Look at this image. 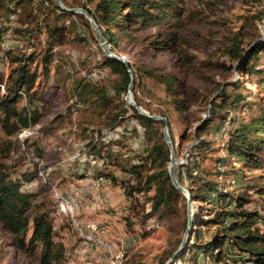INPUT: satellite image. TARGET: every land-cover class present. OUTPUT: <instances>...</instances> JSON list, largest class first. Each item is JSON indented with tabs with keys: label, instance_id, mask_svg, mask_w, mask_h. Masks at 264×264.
<instances>
[{
	"label": "trees",
	"instance_id": "obj_1",
	"mask_svg": "<svg viewBox=\"0 0 264 264\" xmlns=\"http://www.w3.org/2000/svg\"><path fill=\"white\" fill-rule=\"evenodd\" d=\"M66 7H82L91 15L107 44L116 46L115 31H119L127 44L142 43L145 50L157 54L177 52L187 43L183 34L187 20L182 0H61ZM26 12L22 19V33L35 23L45 34L41 54L3 50L11 65L7 76L0 74V159L11 156L12 137L39 123L42 113L35 102L36 59L42 72L48 73L50 61L57 55L54 50L67 43L69 37L77 38V23L96 35L82 13L63 10L55 0H0V42L8 30L3 18ZM264 16V5L252 16ZM67 22V23H66ZM242 26L227 39L223 53L233 65L223 61H202V67L229 70L236 76L217 85L213 95L204 99L206 115L193 116L186 82L171 71L160 72L146 64L121 62L101 52V66L116 76L110 86L77 81L71 98L69 112L74 107L87 106L104 124L113 129L133 118L142 128L144 148L134 152L126 145V138L110 140L93 139L87 151L98 163L92 167L93 179L103 178L118 186L128 200L129 214L142 212L147 219H159L184 206L185 196L176 189L168 174L169 148L163 139L161 120L139 114L124 99L130 80L132 91L142 78H148L161 87L166 100L159 111L167 119L168 133L173 146L177 145L166 109L171 108L180 125L179 142L191 141L186 158L174 166L175 176L192 203L191 222L185 247L174 262L181 264H264V229L258 221L264 219V186L255 178H247L245 170L262 167L264 157V108L259 100H250L245 83L256 74L264 73L257 65L264 53V38L244 45ZM147 29L153 31L139 36ZM135 98V97H134ZM166 101V102H165ZM138 105L141 103L135 98ZM253 108L252 116L245 110ZM130 112L127 116V112ZM147 111L153 114L147 108ZM231 113L234 115L232 116ZM240 114V117L235 116ZM135 129V128H134ZM194 142V143H193ZM40 159L41 152L37 150ZM119 171V174L116 172ZM36 171V170H35ZM35 173V172H34ZM35 174L24 173L22 179L30 180ZM77 173L76 178H85ZM21 180L12 178L7 164L0 161V224L14 236L15 244L28 255L38 254V264H64L66 246L53 230L51 210L37 194L21 190ZM249 190L261 200L253 207ZM144 200L141 202V197ZM149 203L144 212V203ZM186 217L182 221L185 228ZM181 238L178 239L177 245ZM228 244V247H227ZM160 256L156 264H164L175 250ZM173 262V263H174Z\"/></svg>",
	"mask_w": 264,
	"mask_h": 264
},
{
	"label": "rangeland",
	"instance_id": "obj_2",
	"mask_svg": "<svg viewBox=\"0 0 264 264\" xmlns=\"http://www.w3.org/2000/svg\"><path fill=\"white\" fill-rule=\"evenodd\" d=\"M182 1L186 8L187 26L183 34L187 43L177 52L152 54L146 51L140 42L135 45L127 44L119 31H115L116 46L108 45L114 53L122 55L130 64L142 63L160 72L171 71L183 79L187 84L193 116L204 117L207 109L204 101L206 96L213 95L218 84L234 78L236 73L232 68L219 70L202 67L201 62L218 60L232 66L233 62L227 59L223 49L228 37L241 26L244 32V45L252 40L264 38V16L260 20L252 19V16L264 5V0ZM25 14L26 12L11 14L2 20L3 25L8 28L0 42V74L4 77L8 75L11 68L4 56V49L11 48L14 52L25 53L36 50L41 54L45 46V34L36 29L35 23L26 26L28 31L24 33L19 31L25 28L21 22ZM76 25L77 38L73 39L70 36L66 44L54 48L57 55L50 61L47 74L42 72L38 58L33 64V67L37 68L38 76L34 87L36 98L32 106L42 113V117L38 124L12 137L11 156L0 161L7 164L12 178L21 180L22 191L37 194L35 201H42L48 205L52 222L57 225V236L66 246L64 264H104L105 257L98 250L93 249L87 257L79 251L81 239L69 226L67 217L58 219L54 216L56 205L54 193L58 192L66 198H76L82 208V217L108 224L107 221L98 220L92 209L99 206V203L92 198L93 188L90 182L95 180L90 176L92 167L98 163L88 153L87 143L93 139L107 142L124 136L129 149L141 152L145 142L142 128L133 118H128L121 126L109 129L104 124L103 118H98L87 106H77L72 112L68 111L77 81L104 85L111 93L110 86L116 79L115 75L110 74L108 69L100 64L102 49L97 38L94 40L90 29L82 23L78 22ZM152 31L147 29L138 34L143 36ZM257 68L264 71V53ZM245 86L250 92L249 99L259 100L264 108V73L261 72L247 79ZM131 94L134 101L136 98L141 103L139 106L145 110L148 108L153 114L160 115L159 111L165 108L164 102L158 101V98L166 100L161 87L148 78H142L135 91L131 90ZM245 111L252 116V107ZM166 112L177 141L173 149L175 159L178 162L185 161L186 150L191 141L179 142L177 134L180 125L176 122L171 108L166 109ZM128 114H130L129 111L125 115ZM231 115L234 114L231 113ZM235 116L240 117L241 113ZM4 138L0 132V139ZM37 150L41 152L40 159ZM78 172L84 173L86 177L76 178ZM116 172L119 174L118 170ZM24 173L35 175L30 180H24L22 179ZM245 174L247 178H255L264 186V157H262L261 168L245 170ZM100 193L103 199H108L104 196L102 189ZM249 195L252 200L249 207L261 203L252 190H249ZM143 200L144 196L141 197V202ZM122 205L128 207V200L127 204L112 203L111 205L109 202V205L100 208L110 211L111 214L114 209ZM148 209L149 203L146 202L144 212ZM185 217L184 204V206H176L175 212L163 219H159L157 215L144 219L140 211L134 216L122 215L115 225L108 224L110 226L108 239L114 251L122 254L116 259L115 264H156L160 256H165L176 247L184 231L182 221ZM258 223L264 229V219L259 220ZM0 264H38L37 252L31 256L18 248L14 236L1 224ZM175 264L181 263L175 262ZM200 264L207 263L201 260Z\"/></svg>",
	"mask_w": 264,
	"mask_h": 264
},
{
	"label": "built area",
	"instance_id": "obj_3",
	"mask_svg": "<svg viewBox=\"0 0 264 264\" xmlns=\"http://www.w3.org/2000/svg\"><path fill=\"white\" fill-rule=\"evenodd\" d=\"M110 182L106 179H95L92 188V198L99 203L100 207L109 205L108 199H103L101 196V189L103 185H109ZM56 205L54 216L61 219L63 216L68 218L69 226L80 237L79 251L87 257L93 249L103 253L105 257L104 264H115L117 258L122 254L115 252L112 244L108 239V232L110 226L108 224H101L92 219H86L81 216V206L74 197H64L62 194L54 193ZM90 205H88L89 207ZM129 214V208L126 205L119 206L111 213L113 221L119 220L122 215ZM57 225L53 224V230L56 231ZM179 263V262H178ZM175 264V262L173 263Z\"/></svg>",
	"mask_w": 264,
	"mask_h": 264
},
{
	"label": "water",
	"instance_id": "obj_4",
	"mask_svg": "<svg viewBox=\"0 0 264 264\" xmlns=\"http://www.w3.org/2000/svg\"><path fill=\"white\" fill-rule=\"evenodd\" d=\"M55 2L65 11H70V12H79L82 13L84 15V17L86 18V20L88 21L90 27L93 29L99 46L102 49V52L104 55H106L109 58H114L117 59L121 62H125V59L122 55L116 54L114 53L109 45L107 44L105 38L103 37L99 27L97 26V24L94 22L93 18L91 17V15L87 12L86 9L82 8V7H66L61 0H55ZM127 72L129 74L130 80L127 86V91L126 94L124 96L125 101L132 106L133 108H135V110L144 116L150 117L152 119L155 120H161L163 122V127H162V133H163V139L165 141V143L167 144L168 148H169V163H168V174L170 176V179L172 181L173 186L178 189L184 196H185V209H186V223H185V228L181 237V240L179 242V244L177 245V247L175 248V250L172 252V254L167 258V260L165 261L164 264H173L174 259L176 257V255L185 247V244L187 242V236H188V231H189V227H190V222H191V212H192V203L191 200L189 198V194L187 192V190L181 186L179 184V182L177 181V178L175 176V172H174V165L175 164H180L183 162L180 161L178 162L175 159L174 156V152H173V146L169 137V133H168V124H167V119L161 115L158 114H151L149 113L147 110H145L144 108H142L141 106H139L132 98V94H131V90H132V83H133V78L131 76L130 70L129 68H127Z\"/></svg>",
	"mask_w": 264,
	"mask_h": 264
},
{
	"label": "crops",
	"instance_id": "obj_5",
	"mask_svg": "<svg viewBox=\"0 0 264 264\" xmlns=\"http://www.w3.org/2000/svg\"><path fill=\"white\" fill-rule=\"evenodd\" d=\"M90 182H91V185H92L94 180H90ZM102 191L104 193V196H106L108 198V200L111 203V205H112V203H114L116 205L127 204V199L124 196L122 190L118 186L103 185L102 186ZM96 207L97 208H92V209H93L96 217L98 218V220L107 221V223L110 224V225L111 224L112 225L117 224L116 221L112 220L110 211L104 210V209L100 208V206H96Z\"/></svg>",
	"mask_w": 264,
	"mask_h": 264
},
{
	"label": "bare ground",
	"instance_id": "obj_6",
	"mask_svg": "<svg viewBox=\"0 0 264 264\" xmlns=\"http://www.w3.org/2000/svg\"><path fill=\"white\" fill-rule=\"evenodd\" d=\"M176 165V164H175ZM77 200V199H76ZM68 220V218H66Z\"/></svg>",
	"mask_w": 264,
	"mask_h": 264
}]
</instances>
